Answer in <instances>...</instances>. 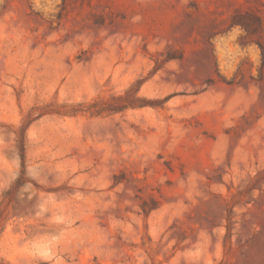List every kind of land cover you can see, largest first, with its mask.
Returning a JSON list of instances; mask_svg holds the SVG:
<instances>
[{"label": "rangeland", "instance_id": "obj_1", "mask_svg": "<svg viewBox=\"0 0 264 264\" xmlns=\"http://www.w3.org/2000/svg\"><path fill=\"white\" fill-rule=\"evenodd\" d=\"M0 264H264V0H0Z\"/></svg>", "mask_w": 264, "mask_h": 264}, {"label": "trees", "instance_id": "obj_2", "mask_svg": "<svg viewBox=\"0 0 264 264\" xmlns=\"http://www.w3.org/2000/svg\"><path fill=\"white\" fill-rule=\"evenodd\" d=\"M20 158H21V166H22L23 169H24V155H23V153H22V148H21Z\"/></svg>", "mask_w": 264, "mask_h": 264}]
</instances>
